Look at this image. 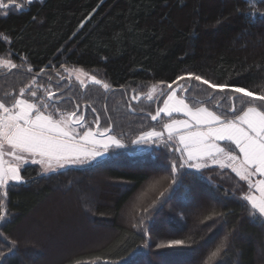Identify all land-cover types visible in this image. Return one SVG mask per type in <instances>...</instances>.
<instances>
[{
    "label": "trees",
    "instance_id": "1",
    "mask_svg": "<svg viewBox=\"0 0 264 264\" xmlns=\"http://www.w3.org/2000/svg\"><path fill=\"white\" fill-rule=\"evenodd\" d=\"M17 3L22 10H0V58L17 65L0 68V98L7 94L11 100L27 85L39 96L47 89L55 94L50 103L90 118L92 125L99 117V127H110L124 144L84 167L44 172L38 163L23 166L25 181L8 189L7 217L0 221V264H161L163 257L183 264H264V224L249 217L242 199L247 182L218 165L173 174L172 161L180 155L173 142L155 141L144 152H135L133 143L139 133L162 125L149 115L158 102L145 95L153 84L164 82L161 97L178 76L194 73L264 92V3H257L251 17L245 0ZM75 66L111 88L65 77V69ZM179 83L191 103L207 102L217 110L233 104L240 110L247 106L241 101L250 99L196 80ZM30 214L41 230L25 236ZM59 225L65 226L60 240L68 233L73 242L57 248ZM98 226L113 231L89 240ZM226 235L227 247L209 260ZM172 240L185 244L167 246Z\"/></svg>",
    "mask_w": 264,
    "mask_h": 264
},
{
    "label": "snow or ice",
    "instance_id": "2",
    "mask_svg": "<svg viewBox=\"0 0 264 264\" xmlns=\"http://www.w3.org/2000/svg\"><path fill=\"white\" fill-rule=\"evenodd\" d=\"M32 2L33 0H25L27 5H31ZM245 2L249 5V11L245 14L251 17L256 15V11L253 10L256 9L257 3H264V0H245ZM10 7L22 10L24 5L17 3V0H8L7 3L0 0V10ZM237 11L240 10L237 9ZM260 16L264 18V13H260ZM2 35L0 33V36ZM5 39L7 40V37ZM16 67L17 65L12 60L0 58V68L14 69ZM28 71L31 72V68ZM73 71L82 72L83 70L74 69ZM186 78L196 80L213 90L229 89L234 93L242 94L243 97L250 98L247 101H241L247 103V107L237 110L233 104L228 110L231 113L228 117L224 113L217 114L216 111L205 107L203 103L190 105L184 98L178 97L176 90L173 89L163 101V107H158L154 115L149 113L153 121H157L161 113L169 118L162 124V131H156L153 128L143 132L133 143L152 138L164 139L166 132L165 143L175 142L172 150L180 154L177 160L172 161L173 174L178 168L203 169L208 166V160L220 168L231 169L241 181L247 182L248 192L243 195L242 199L250 206L249 217L253 220L259 219L264 224V179L255 181L252 179L256 176L264 177V92L212 83L194 73L178 76L176 81L168 84V87L171 89L172 84ZM90 79L94 84L102 85L106 91L111 88V85L98 80L94 75ZM80 83L83 85L84 81L81 80ZM156 88L157 85L153 84L145 94L149 101L153 100ZM181 88L183 91L188 90L183 86ZM26 90L29 98H25ZM54 95L45 89V94L39 96L37 90L27 85L21 87L19 94L11 100L8 99L7 94L0 98V221H4L7 217L8 189L14 184L25 181V177L21 175L22 165L29 162L38 163L44 172L54 171L67 164L84 163L88 159H95L106 152L110 145L123 146L120 140L113 135L98 139V135L104 137L111 131V128L105 127L103 131H100L99 117L96 118L97 128L95 130L87 127L83 122V117L77 116L76 111L65 112L55 103H50ZM132 99L136 100L138 97L133 96ZM209 99L214 100L215 97L209 95ZM255 101L261 103L257 104ZM173 114H183L187 119L172 118ZM220 142L226 143L222 146ZM5 157L10 159L6 160ZM155 183L158 184L160 181ZM172 183H176L174 175ZM153 186L150 185V187ZM136 226L133 225V227ZM227 241L228 236L226 235L211 252L209 260L222 253L227 247ZM11 243L12 247L8 249L9 252L16 244L15 241ZM184 244L183 240H172L167 246ZM158 247H165V245L161 244ZM4 256L5 253L0 252V258ZM74 264H80V261H75Z\"/></svg>",
    "mask_w": 264,
    "mask_h": 264
},
{
    "label": "rangeland",
    "instance_id": "3",
    "mask_svg": "<svg viewBox=\"0 0 264 264\" xmlns=\"http://www.w3.org/2000/svg\"><path fill=\"white\" fill-rule=\"evenodd\" d=\"M7 60V59H6ZM66 69H68V71H65L66 72V76L65 77H68V78H74V79H76V80H78L79 82L81 81V80H83L84 81V84L83 85H85V84H87V83H90V82H92L91 81V79H90V77L91 76H93V74H91L90 72H88V71H86L85 69H83L82 67H80V66H75V67H67ZM74 69H81V70H83L82 72H78V71H73ZM85 73H87V75H85ZM78 77H79V79H78ZM98 80H100L98 77H96ZM157 85V88H156V90H155V93H154V98L153 99H157L158 98V102H157V105H156V109L158 108V107H163V101L167 98V94L169 93V92H171L173 89H175L176 90V92H177V96L178 97H180V98H184L185 100H186V102H188L190 105H198V104H193V103H191V101L190 100H188L185 96H184V94H183V91L181 90V84L179 83V84H176V85H174V86H172V88L170 89L169 87L167 88V89H165V92L162 94V96L161 97H159L160 96V94L164 91V87H163V85L161 84V83H157L156 84ZM149 90V89H148ZM148 90H147V92H148ZM146 92V93H147ZM145 93V94H146ZM140 95V94H139ZM138 95V96H139ZM133 96V95H132ZM137 96V97H138ZM203 104H204V106L205 107H208L209 109H211V110H213V111H216L217 112V114H221V113H224V114H226L228 117H230L231 116V113L228 111V110H226V109H214V108H212L207 102H202ZM247 107V106H246ZM51 110V109H50ZM63 110V109H62ZM65 112H67V111H65ZM77 116H81V115H77ZM172 118H175V119H187V117H185V116H183V114H173V117ZM160 119H161V124H163V123H165V122H167L168 121V117L167 116H165L163 113H161V117H160ZM93 120V119H92ZM83 122L86 124V126L87 127H91V128H93L94 130L97 128V123L96 122H94V125H92L91 124V122H90V118H87V119H83ZM153 128H155L156 129V131H162V125H159L158 127H150V128H148V129H146L145 131H143V132H147V131H150V130H152ZM102 129H104L103 127H100L99 128V130L100 131H103ZM81 131H83V129H81ZM143 132H141V133H143ZM141 133H139L137 136H136V138L134 139V141L135 140H137L138 138H139V136H140V134ZM107 135H113V136H116L117 137V139H119L120 140V142H121V144L123 145L124 144V140L118 135V134H116L115 132H109V133H106L105 134V136L104 137H100L99 135L97 136V138L98 139H104V138H106V136ZM166 137H167V133L165 132L164 133V139H155V138H152V139H147V140H145V141H142V142H139V143H136V145H137V147L139 148L138 150H136L135 152H144V151H146V150H149L150 149V145H151V143H153V142H155V141H165L166 140ZM173 143H175V142H173ZM221 143V145L223 146V144H225L226 142H220ZM116 146L115 145H110L109 146V148H108V150L106 151V152H103V149H101V151L103 152V154L101 155V156H98V157H96L95 159H88L87 161H85L84 163H77V164H67V165H65V166H63V167H60V168H57V169H55L54 171H58V170H60V169H64V168H66V167H70V166H77V167H84V166H88L90 163H92V162H95V161H97L98 159H100V158H103V157H105L106 155H108V151L110 150V149H113V148H115ZM234 147V146H233ZM134 153V152H133ZM5 159L6 160H8V159H10V158H8V157H5ZM29 163H31V162H29ZM29 163H27V164H29ZM208 166H211V165H215V164H213L212 162H211V160H208ZM26 164H24V165H22V167L23 166H25ZM48 172H53V171H48ZM253 179V181H255V180H257V179H264V177H259V176H256V177H253L252 178ZM257 195H258V193H257ZM42 210V209H41ZM44 211V210H43ZM33 215V214H32ZM31 214L30 215H27L26 216V220L24 221L25 222V224L23 225V231L25 232V236H27V235H30V236H32V234L34 233L35 235H36V233L37 232H39L40 230H41V225H40V220H38V218L36 219V218H34L33 216H32ZM65 225V224H64ZM60 226V225H59ZM102 227H104V226H98V230H97V228L96 229H94V232L89 236H87V238L89 239V240H102L103 238H105L106 239V236L108 235V233L110 234L112 231H113V229H111V228H102ZM61 228V226L60 227H57V234L54 236V239H53V242L57 245L56 247L58 248V246H62V247H65V246H67V244L69 243V242H73V240L71 239V236H70V234H68V233H65V237L66 238H64V241H62V240H60V236L63 234V230H65V226H62V228ZM64 228V229H63ZM100 228H102V229H100ZM40 229V230H39ZM54 229V228H53ZM61 231H62V234H61ZM81 232V231H80ZM106 232H107V234H106ZM83 233V232H82ZM93 234H94V236H93ZM86 234H85V232L80 236V238H83V236H85ZM51 240V239H50ZM72 244V243H71ZM61 247V248H62ZM171 259V258H170ZM188 259V258H187ZM186 259V260H187ZM184 263V262H183ZM182 263V260L181 259H171L170 261L169 260H167L166 258H162V260H161V264H183Z\"/></svg>",
    "mask_w": 264,
    "mask_h": 264
},
{
    "label": "water",
    "instance_id": "4",
    "mask_svg": "<svg viewBox=\"0 0 264 264\" xmlns=\"http://www.w3.org/2000/svg\"><path fill=\"white\" fill-rule=\"evenodd\" d=\"M175 85V83L174 84H172V86H174Z\"/></svg>",
    "mask_w": 264,
    "mask_h": 264
}]
</instances>
